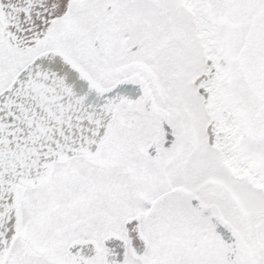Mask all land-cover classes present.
<instances>
[{
	"label": "snow or ice",
	"instance_id": "snow-or-ice-1",
	"mask_svg": "<svg viewBox=\"0 0 264 264\" xmlns=\"http://www.w3.org/2000/svg\"><path fill=\"white\" fill-rule=\"evenodd\" d=\"M0 264H264V0H0Z\"/></svg>",
	"mask_w": 264,
	"mask_h": 264
}]
</instances>
